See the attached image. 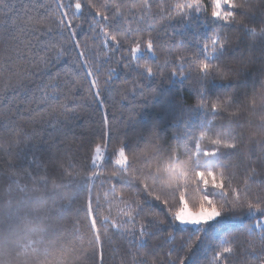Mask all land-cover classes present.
Listing matches in <instances>:
<instances>
[{
	"label": "trees",
	"instance_id": "obj_1",
	"mask_svg": "<svg viewBox=\"0 0 264 264\" xmlns=\"http://www.w3.org/2000/svg\"><path fill=\"white\" fill-rule=\"evenodd\" d=\"M58 2L76 0L0 4V264H217L229 243L218 264H264V211L244 205L264 202V0H203L184 13L172 7L184 0H93L109 6L107 21L80 0L68 30L55 23ZM217 31L226 43L206 50ZM194 58L227 75H205ZM183 204L223 211L178 226Z\"/></svg>",
	"mask_w": 264,
	"mask_h": 264
},
{
	"label": "snow or ice",
	"instance_id": "obj_2",
	"mask_svg": "<svg viewBox=\"0 0 264 264\" xmlns=\"http://www.w3.org/2000/svg\"><path fill=\"white\" fill-rule=\"evenodd\" d=\"M212 2H213V4H215L216 0H212ZM228 2L231 3V0H228ZM3 3H4V0H0V4H3ZM88 6L90 8L96 9V11H95V15L96 16L102 17V19H104L105 21L108 20V16L105 14L104 11L101 10V8H103V7H109L107 4L100 5V4L94 3L93 0H88ZM125 6L126 5H124V4H114V5L111 6L110 10L114 9L116 12H120L121 9L124 8ZM202 6H203V0H184L183 3L177 2L172 7L174 8V12L175 13H184L188 9H191V8H194V7L199 10ZM65 7H68V8H73L74 7L75 11H73L71 13L60 11V9L65 8ZM138 7H139V9H144L146 7H149V5L147 3V0H141V3L138 5ZM82 8H83V5L80 2V0H76L74 6L71 5V4L70 5H64L62 2H58L56 4V11L58 12V15L55 17V23L61 29H64V30L71 29L72 26H73V21L76 18L75 17V13L81 11ZM173 14H174L173 12H170L169 16H171ZM211 14L213 16H216L218 18L223 19L225 22H228V21H230L231 19H233L235 17L234 12H222V11H219V10H217L215 8L211 11ZM66 17H67V19H66ZM45 19H47V17H45ZM93 22L97 23V24L99 23L98 21H93ZM26 24H30L34 31H39V27H40L39 24L38 23H34L31 17L28 18V20L26 21ZM253 31H255V29H253ZM70 34L74 36L75 32L72 31ZM104 35H105L106 40H107V37L110 35V39H111L112 42H116L117 44H120V43L123 42L122 40L118 39L117 35L110 34L107 27H105V29H104ZM225 43H226V38L222 37L219 34V31H217V32L213 33L212 38L205 45V49L207 50L209 45H211L212 46V51H215L216 50V46H219V47L222 48ZM145 44H146L147 49H149V50H151V49H153L155 47L154 41L151 38H149L145 42ZM139 50H140V45L137 43L136 46L131 49V54L135 55L137 52H139ZM58 54H62V50ZM81 55H84V53L82 52ZM208 55H211V52H208ZM40 59L44 60L45 58L41 57ZM181 59H184L183 54H181ZM194 59L196 61V65H197L198 70L200 72L204 73L205 75H207L213 69H215L221 75H227V73H225L220 68L219 65H213V64L209 63L207 60H200V59H196V58H194ZM144 67L147 68L148 72H152L153 71V69L151 67H148L147 65H144ZM89 75L95 76V73L94 72H89ZM181 75H183V73H181ZM92 87H94L96 89V91L94 93H92V94L94 96H96V97H100L101 96V91H100V84H99L98 78H94L91 81L90 90H91ZM227 100H228V98H225L223 101H221L219 99L214 100V101H212L211 106L214 109L223 108L225 106ZM101 103H103V101H101ZM200 103L201 104H205L206 102L205 101H201ZM72 111H75V109H65L66 113L67 112H72ZM105 128L106 129H110L111 128L106 117H105ZM25 139H28V137H25ZM217 142L219 143V141H217ZM98 149H99V145L96 146V150H98ZM117 163H118V161H117ZM244 205H246V207L249 210L255 209V210H258V211H264V202L246 200V201H244ZM240 206H241V204H240L239 201H237V202H235L233 204V207H240ZM134 211H135V209H130L128 211L127 215L128 216H132ZM222 211H223V204L217 205L214 215L209 218V221H204L203 223H213L216 220L217 217L221 216V212ZM173 216H174V214H173ZM152 219H153V223L154 224L158 223V222H161L160 217H159L158 214H153ZM256 223L259 225L261 230H264V221H256ZM139 228H140V235L141 236H147L149 234L148 231L146 230L148 228V225H146L144 223H141L139 225ZM168 235L171 236L172 234L169 233ZM234 250H235L234 243H229L227 246H224V247L220 248L219 251H218L217 257L215 258L216 261H217V264H218L219 260L223 259V254L234 252ZM168 255H169V257H172V253L171 252H169ZM148 264H151V262L149 261ZM169 264H184V261H183V259H180L179 261L170 259L169 260Z\"/></svg>",
	"mask_w": 264,
	"mask_h": 264
},
{
	"label": "rangeland",
	"instance_id": "obj_3",
	"mask_svg": "<svg viewBox=\"0 0 264 264\" xmlns=\"http://www.w3.org/2000/svg\"><path fill=\"white\" fill-rule=\"evenodd\" d=\"M119 156L120 158L123 157L121 152H119ZM101 157L102 149L99 147V149L95 151V162L98 163ZM214 213L215 210L200 209L197 211H193L190 210L185 204H183L175 215V224L178 226H190L196 228L203 225L204 221H209V218L212 217Z\"/></svg>",
	"mask_w": 264,
	"mask_h": 264
}]
</instances>
